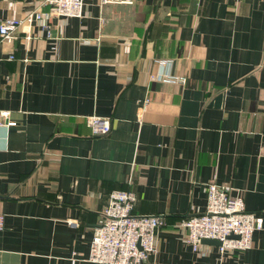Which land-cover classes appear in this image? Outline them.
Segmentation results:
<instances>
[{
  "label": "crops",
  "instance_id": "1",
  "mask_svg": "<svg viewBox=\"0 0 264 264\" xmlns=\"http://www.w3.org/2000/svg\"><path fill=\"white\" fill-rule=\"evenodd\" d=\"M40 2L0 0V20ZM85 3L52 37L23 25L0 42V264H102L88 257L117 188L164 218L144 264H264V229L221 256L179 226L213 181L264 218V0Z\"/></svg>",
  "mask_w": 264,
  "mask_h": 264
},
{
  "label": "built area",
  "instance_id": "2",
  "mask_svg": "<svg viewBox=\"0 0 264 264\" xmlns=\"http://www.w3.org/2000/svg\"><path fill=\"white\" fill-rule=\"evenodd\" d=\"M85 4V0H41L38 7L23 17L0 20V42H12L23 25L38 26L48 37H52L50 18L82 17ZM43 7L49 9L46 11ZM32 37L31 32L25 36L27 40ZM9 57L14 58L13 55ZM167 61L160 60V64L164 65ZM163 79L186 82L185 76L176 74H166ZM86 121L94 135H104L111 130L109 117L91 115L86 116ZM136 203L137 193L132 189L117 188L111 192L94 231L89 260L102 264H144L151 254L157 252L158 232L164 218L157 214L138 213ZM4 226L5 215L0 210V230ZM179 226L184 231L186 243L193 250H201L204 239H216L221 241L218 250L224 256L251 248L254 233L264 229V218L257 212L249 211L243 197L234 195L229 185L213 181L208 184L205 211L181 218Z\"/></svg>",
  "mask_w": 264,
  "mask_h": 264
},
{
  "label": "water",
  "instance_id": "3",
  "mask_svg": "<svg viewBox=\"0 0 264 264\" xmlns=\"http://www.w3.org/2000/svg\"><path fill=\"white\" fill-rule=\"evenodd\" d=\"M202 242L204 244L221 245V241L220 240H216V239H204Z\"/></svg>",
  "mask_w": 264,
  "mask_h": 264
}]
</instances>
